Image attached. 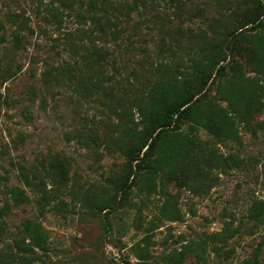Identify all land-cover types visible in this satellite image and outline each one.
<instances>
[{
    "label": "rangeland",
    "instance_id": "1",
    "mask_svg": "<svg viewBox=\"0 0 264 264\" xmlns=\"http://www.w3.org/2000/svg\"><path fill=\"white\" fill-rule=\"evenodd\" d=\"M87 1L0 0V33L8 38L0 46V264H18L23 255L27 264H163L166 253L182 248L185 259L179 264H264V243L259 245L264 237L259 208V201L264 202V111L249 125L237 120L239 139L219 148L241 162L213 169L203 190L164 180L173 196L168 216L162 213L167 194L161 187L149 196L132 194L129 203L117 201L98 213L70 189L89 188L101 195L124 158L103 145H86L80 134L91 128L102 135L114 133L116 115L98 97L80 95L75 75L59 81L45 75L47 68L65 62L85 71L83 55L99 47L108 59V73L116 65L117 79L138 83L149 75L160 46L169 54V46L188 47L200 33L219 30L224 37L239 24L245 6L263 7L264 27V0H136L129 15L119 14L116 35H102L91 13L80 16ZM241 60L246 75L254 76ZM6 63L12 70L8 79L1 76ZM259 79L264 85V78ZM200 135L214 141L203 130ZM53 155L69 161L68 179L58 192V184L48 181L50 195L41 207L40 192L25 185L20 166L28 170L48 164ZM14 186L25 189L27 200L13 199ZM27 219L41 223L48 250L24 252L16 246Z\"/></svg>",
    "mask_w": 264,
    "mask_h": 264
},
{
    "label": "trees",
    "instance_id": "2",
    "mask_svg": "<svg viewBox=\"0 0 264 264\" xmlns=\"http://www.w3.org/2000/svg\"><path fill=\"white\" fill-rule=\"evenodd\" d=\"M136 3V0L130 4L88 0L87 8L80 16L84 18L86 13H91L102 35H116L120 32L119 14L129 15L130 10L137 8ZM262 15L260 4L245 6L241 9L239 24L224 37L219 30L209 35L200 33L188 47L169 46V54H164V48L160 46L149 75L138 83L129 78L126 83L117 79L116 65L114 72L108 73V59L99 47L93 53L87 51L83 55L85 71L68 62L47 68L45 75L55 81L62 80L65 75L68 78L75 75L76 91L85 97H98L113 109L117 119L113 122L114 133L102 135L97 128H91L86 134H80V138L95 149L103 145L108 151L119 152L124 158L122 166L109 174L104 186L106 191L101 195L82 187H73L71 194L77 199L81 195L93 212L100 213L117 201L129 203L132 194L149 196L158 187L165 190V179L200 192L212 179L213 169L224 170L239 165L241 160L235 153L225 154L219 146L228 140L239 139L237 120L249 125L255 114L264 111V85L259 79L264 78ZM111 24L114 28H110ZM252 26L260 27L259 31ZM13 35L15 45H18L19 33ZM7 39L5 32L0 33V46ZM243 58L254 76L246 75ZM11 75V67L6 63L1 76L8 79ZM201 130L214 141L204 139ZM68 165L64 156L53 155L48 164L40 162L28 170L20 166V177L25 185L40 192L37 202L41 207L50 195L48 181L58 184L57 192L67 183ZM10 192L17 203L28 198L23 188L14 186ZM165 193L167 199L162 213L168 216L171 208L167 205L173 203V196L167 190ZM259 208L264 211L263 201H259ZM2 223L0 219V237ZM20 233L16 246L22 251L48 250L41 223L27 219L22 223ZM263 243L264 237L259 245ZM139 251L138 255L145 257L144 248ZM185 252L186 248H182L166 253L163 264L181 263ZM9 257L14 260L13 255ZM19 257L18 264H27L26 256Z\"/></svg>",
    "mask_w": 264,
    "mask_h": 264
}]
</instances>
